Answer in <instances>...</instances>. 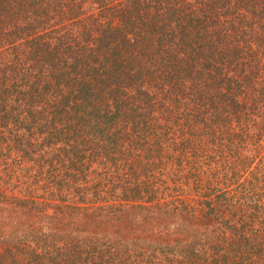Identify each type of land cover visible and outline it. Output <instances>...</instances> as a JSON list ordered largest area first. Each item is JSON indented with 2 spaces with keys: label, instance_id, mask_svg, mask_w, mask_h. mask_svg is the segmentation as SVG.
<instances>
[{
  "label": "trees",
  "instance_id": "16d2710c",
  "mask_svg": "<svg viewBox=\"0 0 264 264\" xmlns=\"http://www.w3.org/2000/svg\"><path fill=\"white\" fill-rule=\"evenodd\" d=\"M13 174L56 189L0 191L20 210L147 209L185 240L45 231L2 240L0 264H264V0H0V177Z\"/></svg>",
  "mask_w": 264,
  "mask_h": 264
},
{
  "label": "rangeland",
  "instance_id": "374dc122",
  "mask_svg": "<svg viewBox=\"0 0 264 264\" xmlns=\"http://www.w3.org/2000/svg\"><path fill=\"white\" fill-rule=\"evenodd\" d=\"M29 165L31 164L28 162L23 164L24 167H28ZM33 169H36V166H33ZM12 176L11 178L5 175L0 177V191L4 192L6 190V198L11 197L10 195L28 196L29 193V195L34 197L43 196L51 200L49 196L50 192L54 193L56 191L50 185L51 178H16L14 174ZM26 182L31 183L32 190L26 192L23 189L24 186H22V190L17 191L20 186L19 183L25 184ZM32 182L36 183L32 185ZM65 193H71V189H68ZM2 198L0 197V242L10 238L11 241L19 244L20 241L17 238H25L27 239L26 244L30 245L33 243L29 239L30 236L45 235V231H47V234H50L51 231L50 237H52V233L55 231L63 238H72L71 241L76 236H80L83 239L90 235L94 236L96 233L101 235L108 234L112 239L115 237L118 241L126 244L136 242L139 247L143 244L157 241L161 242L162 246H164L165 243H168L173 238H179L178 242L182 243L185 240L184 233L176 231L173 233L161 226H156L153 220L150 222V217L145 214V210L147 209H141V212L130 209L123 214L121 219L115 220L110 215L98 214V216L97 212L94 213L91 207H89L87 211H84L85 213L83 212L82 216L71 217L69 219L64 217L63 219L62 216H57L58 214L53 209L46 213V215L34 211L20 210L14 207L12 203L8 201L4 202ZM142 250H145V246ZM151 251L152 249L143 251V259L148 260L149 257L154 256ZM155 253L159 254L158 257L163 256L162 252ZM140 257L138 260H140Z\"/></svg>",
  "mask_w": 264,
  "mask_h": 264
}]
</instances>
